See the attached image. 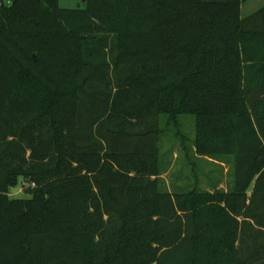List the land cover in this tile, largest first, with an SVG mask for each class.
I'll return each instance as SVG.
<instances>
[{
    "label": "trees",
    "instance_id": "obj_1",
    "mask_svg": "<svg viewBox=\"0 0 264 264\" xmlns=\"http://www.w3.org/2000/svg\"><path fill=\"white\" fill-rule=\"evenodd\" d=\"M245 1L0 0V264H264V7ZM183 114L199 155L233 158L227 191L161 188L160 117Z\"/></svg>",
    "mask_w": 264,
    "mask_h": 264
},
{
    "label": "rangeland",
    "instance_id": "obj_2",
    "mask_svg": "<svg viewBox=\"0 0 264 264\" xmlns=\"http://www.w3.org/2000/svg\"><path fill=\"white\" fill-rule=\"evenodd\" d=\"M64 8L85 7L83 0H59ZM264 6V0H247L243 13L248 14ZM160 185L171 193L198 187L204 191H227L233 182V158L199 155L194 146L196 138V116L180 115L176 121L165 115L160 117ZM26 187H35L21 177L17 186L12 187L10 196L29 198ZM251 193V191H249Z\"/></svg>",
    "mask_w": 264,
    "mask_h": 264
},
{
    "label": "crops",
    "instance_id": "obj_3",
    "mask_svg": "<svg viewBox=\"0 0 264 264\" xmlns=\"http://www.w3.org/2000/svg\"><path fill=\"white\" fill-rule=\"evenodd\" d=\"M243 3H244V2H243ZM243 3H242V6H241V9H242V16L252 14L253 12L257 11L258 9L264 7V6H262V7H260V8H258V9H256V10H254V11H252V12H249L248 14H244V13H243Z\"/></svg>",
    "mask_w": 264,
    "mask_h": 264
},
{
    "label": "built area",
    "instance_id": "obj_4",
    "mask_svg": "<svg viewBox=\"0 0 264 264\" xmlns=\"http://www.w3.org/2000/svg\"><path fill=\"white\" fill-rule=\"evenodd\" d=\"M6 2L10 3V0H5Z\"/></svg>",
    "mask_w": 264,
    "mask_h": 264
},
{
    "label": "water",
    "instance_id": "obj_5",
    "mask_svg": "<svg viewBox=\"0 0 264 264\" xmlns=\"http://www.w3.org/2000/svg\"><path fill=\"white\" fill-rule=\"evenodd\" d=\"M84 2H86V0H83Z\"/></svg>",
    "mask_w": 264,
    "mask_h": 264
}]
</instances>
